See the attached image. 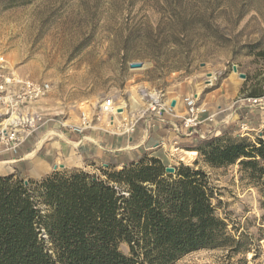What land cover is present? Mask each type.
Wrapping results in <instances>:
<instances>
[{"label":"rangeland","instance_id":"rangeland-1","mask_svg":"<svg viewBox=\"0 0 264 264\" xmlns=\"http://www.w3.org/2000/svg\"><path fill=\"white\" fill-rule=\"evenodd\" d=\"M0 53L18 73L49 82L43 103L65 124L58 128L50 122L24 145L33 150L55 137L56 128L66 137L74 135L67 125L77 123L82 111L90 113L94 126L82 135L116 132L108 127L109 116L98 111L109 98L121 113L125 105L143 128L150 103L168 105L169 99L182 101L193 91L200 97L204 86L215 88L231 79L243 84L247 95L236 102L247 108L242 99L264 95V0H0ZM131 63L141 66L130 68ZM153 93L162 94L164 102L153 99ZM263 129L221 132L196 138L193 145L223 135L252 141ZM145 153L160 158L166 168L181 163L202 169L213 189L216 215L242 239L236 254L203 249L175 264H264V212L257 191L240 179L238 165L211 169L197 151L175 153L171 160L162 151ZM11 160L0 176L33 180L21 160ZM105 167L84 171L100 175L98 169ZM119 250L127 254L128 246L122 243Z\"/></svg>","mask_w":264,"mask_h":264},{"label":"trees","instance_id":"trees-1","mask_svg":"<svg viewBox=\"0 0 264 264\" xmlns=\"http://www.w3.org/2000/svg\"><path fill=\"white\" fill-rule=\"evenodd\" d=\"M187 147L211 169L238 165L264 212V129L252 141L223 135ZM165 169L145 153L100 175L63 169L27 184L0 176V264H175L203 249L240 252L242 239L215 213L207 174L181 163Z\"/></svg>","mask_w":264,"mask_h":264},{"label":"crops","instance_id":"crops-1","mask_svg":"<svg viewBox=\"0 0 264 264\" xmlns=\"http://www.w3.org/2000/svg\"><path fill=\"white\" fill-rule=\"evenodd\" d=\"M204 86L200 97L193 91L190 95L201 98L202 107L206 113L202 115L204 119L207 115L213 117L212 123L204 122L192 135H188L179 128L182 117L185 113L183 97L189 95L184 93L182 101L179 98L169 99L172 111L163 114L158 119L150 112L144 120V127L136 126L135 132L131 135L117 134L103 131L102 133H86L85 135H71L66 137L62 130L55 131V137L47 138L35 150L23 146L18 156L23 157L20 161L27 169V174L33 180H39L55 170L59 169H94L98 165L111 166L120 169L130 162L138 160L144 151H162L167 160H171L175 153L187 152V146L193 145L196 138L211 137L219 135L221 132H230L226 125L230 123L234 127L231 131L235 134L239 132H258L264 126V112L255 106L249 105L241 108L236 102L237 98L245 97L247 92L243 84L225 79L215 88ZM180 97V96H179ZM155 122L153 128H149V123ZM107 134V135H106ZM246 135V134H245ZM154 153V152H153ZM152 157L150 153H147ZM179 155V154H177ZM0 159L10 160L12 155H0ZM181 160V159H180ZM8 162H0V171ZM13 170V169H12Z\"/></svg>","mask_w":264,"mask_h":264},{"label":"built area","instance_id":"built-area-1","mask_svg":"<svg viewBox=\"0 0 264 264\" xmlns=\"http://www.w3.org/2000/svg\"><path fill=\"white\" fill-rule=\"evenodd\" d=\"M49 93V82L42 79H33L18 73L9 63L7 55L0 53L1 156L4 154L12 155L11 162L20 161L22 159L17 157L20 149L29 143V140L36 134L46 129L50 122L58 128L65 127V124H62L57 118L58 114L56 112L53 114L47 112L43 101L48 97ZM183 103L185 113L179 128L181 131L192 135L204 121L212 123L213 117L210 115L202 119V115L206 113V109L198 105L197 96H184ZM240 103L264 109V95L242 99ZM115 107L119 106H115L113 99L109 98L98 106V111L102 115L109 116L108 127H113L116 130L114 133L123 135L133 134L137 121L133 117H129L126 110L122 116L116 117L113 112V108ZM149 108L150 112L155 114L158 119H161L166 112L170 113L172 111L171 104L163 105L156 102L150 103ZM154 126L155 122L149 123V128H153ZM67 127L71 133L82 135L86 131L92 130L94 126L90 113L82 111L78 122L67 125ZM5 162H9V160Z\"/></svg>","mask_w":264,"mask_h":264},{"label":"bare ground","instance_id":"bare-ground-1","mask_svg":"<svg viewBox=\"0 0 264 264\" xmlns=\"http://www.w3.org/2000/svg\"><path fill=\"white\" fill-rule=\"evenodd\" d=\"M151 97L153 98V99H155L156 101H162V102H164L163 101V99H162V97H163V95L162 94H158V93H153V94H151ZM166 103V102H165ZM124 105V104H123ZM118 107H115V108H113V112L115 113V115H116V117H120V116H122L124 113H121L120 111H118V110H115V109H117ZM125 105H124V112H125ZM185 155L186 156H189V153H185ZM4 162V161H3ZM9 163V162H8Z\"/></svg>","mask_w":264,"mask_h":264},{"label":"water","instance_id":"water-1","mask_svg":"<svg viewBox=\"0 0 264 264\" xmlns=\"http://www.w3.org/2000/svg\"><path fill=\"white\" fill-rule=\"evenodd\" d=\"M129 66H130V68H139V67L141 66V64H140V63H131ZM234 70H235V69H234ZM240 77H241V78H244V75H240ZM165 171H166V173L171 174V173L174 172V169H173L172 167H167V168L165 169ZM25 184H27L26 181H25Z\"/></svg>","mask_w":264,"mask_h":264}]
</instances>
